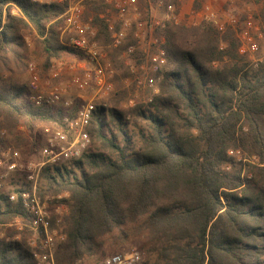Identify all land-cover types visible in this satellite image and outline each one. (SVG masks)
Segmentation results:
<instances>
[{"label":"trees","instance_id":"16d2710c","mask_svg":"<svg viewBox=\"0 0 264 264\" xmlns=\"http://www.w3.org/2000/svg\"><path fill=\"white\" fill-rule=\"evenodd\" d=\"M84 6L95 41L109 45L111 34L99 18L102 1ZM65 9L66 2L0 0V63L6 52L16 53L19 31L28 25L46 63L81 60L59 43ZM254 17L264 29V9ZM164 35L167 65L159 92L152 112L139 113L148 131L135 139L120 112L95 106L88 134L102 151L42 171L40 196L68 195L56 264H97L107 257L101 252L106 237L125 242L136 234L152 245V264H264V63L254 68L241 57L232 31L175 26ZM130 44L115 50L117 56ZM27 94L25 87L0 86V132L23 124L33 138L38 123L62 128L63 115L73 116L75 107L24 105ZM15 219L27 223L28 215L20 202L0 195V224ZM0 264H34L24 238H0Z\"/></svg>","mask_w":264,"mask_h":264},{"label":"built area","instance_id":"2783aa9c","mask_svg":"<svg viewBox=\"0 0 264 264\" xmlns=\"http://www.w3.org/2000/svg\"><path fill=\"white\" fill-rule=\"evenodd\" d=\"M85 1L57 0L59 5L66 2L59 43L82 56L81 60L70 64L59 59L51 65L50 77L57 80L68 74V82L44 89L36 65L29 63L27 66L28 105L37 109L70 110L75 107L73 116L63 115L62 128L46 127L43 130L44 145L37 161L22 160L20 152L12 148L0 150V195L10 203L20 202L28 215L27 224L32 236L29 247L34 264H56V246L65 240V234L58 230L39 194L42 171L47 166L71 165L89 153L88 127L95 102L112 90L110 59L95 41L96 29L92 19L84 18ZM101 1L104 10L99 18L111 34L109 48L118 50L131 41L121 53V59L132 60L130 71L136 87L149 91L151 95L158 94L157 83L167 65L164 32L170 27L195 28L208 24L220 34L233 31L238 41V54L254 68L264 63V29L253 14H246L240 21L230 14L220 15L208 2L202 3L198 9H191L185 16L184 0ZM143 263L141 253L130 250L107 256L97 264Z\"/></svg>","mask_w":264,"mask_h":264},{"label":"rangeland","instance_id":"374dc122","mask_svg":"<svg viewBox=\"0 0 264 264\" xmlns=\"http://www.w3.org/2000/svg\"><path fill=\"white\" fill-rule=\"evenodd\" d=\"M35 2L41 5L57 4V0H36ZM204 2L212 4L220 15L230 14L239 18L240 21L243 20L244 16L248 13L253 14V16H260L264 9V0H184L185 16L191 9L200 8L201 4ZM11 15L19 17L18 12L14 9L11 10ZM228 31L230 30H227V32ZM19 36L21 38V46L14 54L6 52L4 54L3 64L0 63L1 87H25L27 92H29V74L27 71L29 63L36 65L40 84L44 89L68 82V74L57 80H53L50 77L51 65L56 60H51L50 63H46L40 38L31 26H22L19 31ZM101 47L105 49L110 59L108 62L111 64L112 76L109 79V83L112 85V90L107 96L96 101L95 106H103L108 111L113 109L120 112L122 114L123 126L127 133L136 139L140 137L141 134L146 133L149 127L148 122L141 118L139 113L141 112L147 115L152 112L151 104L156 95H153V93L151 95L149 91L141 90L136 87L134 76L130 71V61L132 60H122L121 55L118 57L115 50L109 48V45ZM222 47L223 44L220 43L219 48L221 49ZM61 61L64 62V64H70L73 61L79 60L62 59ZM160 81H158L157 86H159ZM72 94H74V92H72ZM22 104L28 105L27 97L25 103L22 101ZM46 127L52 126L46 123H38L34 128L33 138L29 135L28 130L23 124H19L12 129H2L0 135L3 140V145L0 150L7 147L12 148L20 152L22 160L37 161L40 158L39 150L44 145L43 130ZM109 129H112L111 126L104 129V133L108 135L110 133ZM34 139L37 140L38 144V148L35 151L32 150ZM100 151H102L100 145L97 142L91 141L89 152L96 153ZM247 174L248 171L244 170L243 175L246 176ZM40 186L43 191L45 189V182L43 180L41 181ZM41 198L50 211L58 230L64 233V218L68 214V207L65 200H68V195L61 194L60 198L58 196L42 195ZM31 237L29 226L22 219H15L4 225L0 224V238L17 241L24 238L29 246V239ZM114 238H105L106 244L101 251L104 256L137 250L143 256L144 262H148L149 264L156 262L157 256L155 252H152V245H146V239L143 238L142 235L138 236L136 234L125 242L116 241ZM78 264L88 263L80 262Z\"/></svg>","mask_w":264,"mask_h":264},{"label":"crops","instance_id":"0c3cea01","mask_svg":"<svg viewBox=\"0 0 264 264\" xmlns=\"http://www.w3.org/2000/svg\"><path fill=\"white\" fill-rule=\"evenodd\" d=\"M183 8H184V7H183ZM64 58H66V57H64V56L61 57V60H62V59H63V60H70L69 58H66V59H64ZM59 59H60V58H59ZM59 59H54V60H59ZM54 60H53V61H54Z\"/></svg>","mask_w":264,"mask_h":264}]
</instances>
